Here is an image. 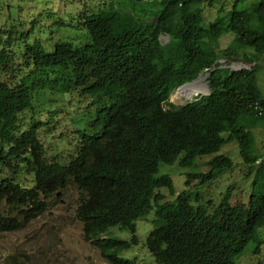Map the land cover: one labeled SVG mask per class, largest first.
I'll return each mask as SVG.
<instances>
[{
  "label": "trees",
  "instance_id": "obj_1",
  "mask_svg": "<svg viewBox=\"0 0 264 264\" xmlns=\"http://www.w3.org/2000/svg\"><path fill=\"white\" fill-rule=\"evenodd\" d=\"M99 1L90 0V9L83 1L69 20L54 22L65 29L75 20L83 32L50 51L36 40L26 44L17 25L0 27V72L9 76L0 79V204L8 212L0 231L41 216L46 200L73 185L83 238L110 264H130L123 253L138 244L136 222L149 214L144 246L156 264H235L264 226V152L253 134L264 129V0ZM226 35L232 40L221 49ZM235 55L254 68L222 67ZM205 73L207 95L169 102ZM76 95L86 100L77 127ZM57 113L70 129L48 155L40 137ZM230 143L246 167L248 197L232 202L235 184L217 201L191 191V182L202 186L233 168L219 153ZM204 156H211L208 172H184L180 191L160 172L195 169ZM115 228L129 239L114 237Z\"/></svg>",
  "mask_w": 264,
  "mask_h": 264
},
{
  "label": "rangeland",
  "instance_id": "obj_2",
  "mask_svg": "<svg viewBox=\"0 0 264 264\" xmlns=\"http://www.w3.org/2000/svg\"><path fill=\"white\" fill-rule=\"evenodd\" d=\"M0 0V27L6 28L7 25L18 26V31L26 34V44L38 41L46 51H50L57 40H80L82 27L77 26L75 20H70L68 24L73 27H58L54 22L66 21L72 16L71 12H76L83 7L93 8L90 0ZM99 1V0H98ZM109 0H105L108 2ZM229 5L232 0H216ZM102 2L101 0L99 1ZM205 13L209 20L214 17L212 9L205 8ZM66 24V25H68ZM20 28V29H19ZM17 27H14L16 30ZM19 32V33H20ZM23 36L19 38L18 44L24 43ZM166 37H161L163 43ZM232 37L226 35L220 39L221 49L227 47ZM220 63L223 67L235 71L239 69L254 68L255 63H248L243 56L235 55L233 59L225 60L222 58ZM259 85L264 91V59L258 65ZM200 75L196 80H201L198 87L207 86L206 79H201ZM9 76L0 72V79H8ZM206 89L203 91L205 92ZM195 97V96H193ZM193 97H186L179 92V89L173 91L169 102L174 106H181L190 101ZM190 98V99H189ZM86 105L85 99H80L77 95L72 101L71 107ZM54 107V105H51ZM76 114V127L82 126L84 118H79L81 112ZM70 121L67 116L57 113L54 119L49 123V131L41 133V142L48 155L55 149V143L60 140V132L67 128L70 129ZM255 138V147L258 152H264V129H255L253 131ZM63 136V135H62ZM231 159L233 168L222 174L208 184L195 187L194 181L191 182L190 190L203 194L204 197L212 198L217 201L219 195L224 193L230 184H235V191L232 194V202L236 203L248 197V185L244 181L246 167L238 156V150L235 143L223 146L220 151ZM211 156H204L196 160L197 168L192 170H181L176 167H162V171L168 174L176 191L182 188L183 173L187 171L207 173L208 167L205 165ZM165 200L170 199L168 193L163 190ZM79 191L73 186H68L65 190L59 191L57 195L46 200L47 210L39 217L23 224V226L14 231H0V264H110L101 254V252L90 245L83 238L82 225L76 219L75 210L78 204ZM243 202V201H242ZM245 202V201H244ZM7 207L0 204V215H6ZM152 214L136 222L138 244L133 246L128 253H123L124 259L130 261V264H156L152 256L147 252L144 241L146 232L150 226ZM110 233L119 239H129L125 232L119 229H111ZM257 243H260L259 253H253ZM235 264H264V226L258 231L256 242L250 241L241 254L235 257Z\"/></svg>",
  "mask_w": 264,
  "mask_h": 264
},
{
  "label": "bare ground",
  "instance_id": "obj_3",
  "mask_svg": "<svg viewBox=\"0 0 264 264\" xmlns=\"http://www.w3.org/2000/svg\"><path fill=\"white\" fill-rule=\"evenodd\" d=\"M200 82H201V80H195L194 82H192L190 84L182 86V87L179 88V92H181L182 95H184V96H186L188 98V97H193V96H196V95H198L200 93H203V91L205 89L207 91V86H205L206 84L201 86V87H198V84Z\"/></svg>",
  "mask_w": 264,
  "mask_h": 264
},
{
  "label": "water",
  "instance_id": "obj_4",
  "mask_svg": "<svg viewBox=\"0 0 264 264\" xmlns=\"http://www.w3.org/2000/svg\"><path fill=\"white\" fill-rule=\"evenodd\" d=\"M166 38H167V37H166ZM219 62H220V61H219ZM222 67H223V66H222ZM207 75H208V73H205L204 76H203L201 79H206ZM198 77H200V75H198ZM198 77H197V78H198ZM197 78H196V79H197ZM196 79H195V80H196ZM195 80H193V81H191V82H189V83H185V84H183L182 86H185V85H187V84H190V83L194 82ZM182 86H180V87H182ZM180 87H179V88H180ZM179 88H178V89H179ZM208 93H209V92H208V87H207V91H205V92H203V93H200V94H198V95H196V96L201 97V96L207 95ZM188 102H189V101H188Z\"/></svg>",
  "mask_w": 264,
  "mask_h": 264
},
{
  "label": "clouds",
  "instance_id": "obj_5",
  "mask_svg": "<svg viewBox=\"0 0 264 264\" xmlns=\"http://www.w3.org/2000/svg\"><path fill=\"white\" fill-rule=\"evenodd\" d=\"M177 89H178V88H177ZM177 89H176V90H177ZM174 91H175V90H174Z\"/></svg>",
  "mask_w": 264,
  "mask_h": 264
}]
</instances>
